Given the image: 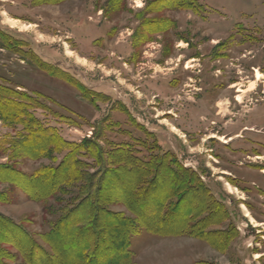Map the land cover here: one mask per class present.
I'll return each mask as SVG.
<instances>
[{"label":"rangeland","instance_id":"374dc122","mask_svg":"<svg viewBox=\"0 0 264 264\" xmlns=\"http://www.w3.org/2000/svg\"><path fill=\"white\" fill-rule=\"evenodd\" d=\"M197 3L191 11L166 0H0V91L16 93L65 142L103 152L128 146L207 186L226 218L212 220L209 232L221 236L211 242L153 234L122 204H107L135 227L132 264H264V0ZM27 136L0 116V166L30 176L67 155L24 157L15 144L31 143ZM84 161L96 174L94 161ZM162 176L164 186L170 176ZM6 178L0 173V216L51 251L42 238L79 190L57 195L65 202H34ZM151 190L137 207L146 214L168 207L167 188Z\"/></svg>","mask_w":264,"mask_h":264},{"label":"trees","instance_id":"16d2710c","mask_svg":"<svg viewBox=\"0 0 264 264\" xmlns=\"http://www.w3.org/2000/svg\"><path fill=\"white\" fill-rule=\"evenodd\" d=\"M166 1L172 9L195 11L198 7L197 0ZM15 95L12 91H0V116L24 126L31 143L15 144L18 152L34 160L64 152L67 155L58 166L40 169L30 176L15 173L8 166H0V173L7 176L6 181L17 184L30 201L43 202L56 197L57 202H65L57 195H71L73 189L70 188L73 186L79 193H74L72 205L62 207L63 215L53 226L55 228L42 238L51 251L37 245L22 225L0 216V264H99L98 260H103L101 264H132L129 231L135 227L123 214L118 217L107 211V204L116 202L153 234L192 236L210 242L220 238V234L216 236L208 229L213 219L218 218V222L226 219L224 211L220 205L213 208L216 205L214 198L207 186L198 181L199 178L194 182L184 173L167 169L161 160L144 161L128 146L103 152L95 143H83L81 146L65 142L55 128L41 127ZM83 146L92 151L83 149ZM85 158L94 161L96 174L87 173ZM157 163L159 169L153 172L152 167ZM162 175L170 176V179L166 177L164 186L161 184L164 181ZM96 176L104 179H97ZM108 179L116 183H109ZM171 179L174 182H167ZM113 184L122 186L107 197ZM164 187L168 190V195L165 193L168 201L163 202L168 204L167 208L159 207L148 214L137 208L151 189ZM190 199L196 204L194 210L186 207ZM171 204L174 205L171 207ZM74 216L79 218L73 220ZM111 219L119 221V225ZM123 228L127 231L123 232ZM58 240L65 241L70 250L59 248ZM4 246L11 247L15 253Z\"/></svg>","mask_w":264,"mask_h":264},{"label":"bare ground","instance_id":"6f19581e","mask_svg":"<svg viewBox=\"0 0 264 264\" xmlns=\"http://www.w3.org/2000/svg\"><path fill=\"white\" fill-rule=\"evenodd\" d=\"M8 23H9L8 25H10L11 27H15V25H16V24H15L16 22H14V21H9ZM258 79H259V78H258Z\"/></svg>","mask_w":264,"mask_h":264}]
</instances>
